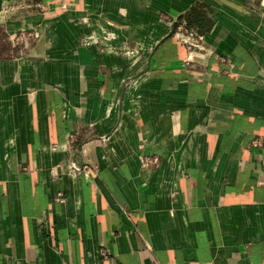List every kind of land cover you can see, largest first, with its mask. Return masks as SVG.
Here are the masks:
<instances>
[{
    "label": "crops",
    "instance_id": "crops-1",
    "mask_svg": "<svg viewBox=\"0 0 264 264\" xmlns=\"http://www.w3.org/2000/svg\"><path fill=\"white\" fill-rule=\"evenodd\" d=\"M0 264H264V0H0Z\"/></svg>",
    "mask_w": 264,
    "mask_h": 264
},
{
    "label": "built area",
    "instance_id": "built-area-1",
    "mask_svg": "<svg viewBox=\"0 0 264 264\" xmlns=\"http://www.w3.org/2000/svg\"><path fill=\"white\" fill-rule=\"evenodd\" d=\"M174 34L176 37L183 42L188 49L200 48L202 45V35L194 28H190L186 25L185 21H177L174 28ZM252 147H260V141H253L251 143ZM68 168L72 173H80L84 166H80L73 160L70 162Z\"/></svg>",
    "mask_w": 264,
    "mask_h": 264
},
{
    "label": "trees",
    "instance_id": "trees-1",
    "mask_svg": "<svg viewBox=\"0 0 264 264\" xmlns=\"http://www.w3.org/2000/svg\"><path fill=\"white\" fill-rule=\"evenodd\" d=\"M193 19L191 18V13H189L188 15H186V17H185L186 25L188 27H190V26L196 24L197 28L199 29L198 31L199 32L202 31L203 30V27H205V24H203L204 18L202 17V15L199 14L198 16L194 17Z\"/></svg>",
    "mask_w": 264,
    "mask_h": 264
},
{
    "label": "water",
    "instance_id": "water-1",
    "mask_svg": "<svg viewBox=\"0 0 264 264\" xmlns=\"http://www.w3.org/2000/svg\"><path fill=\"white\" fill-rule=\"evenodd\" d=\"M177 21H174L173 24H172V31H174V28H175V24H176Z\"/></svg>",
    "mask_w": 264,
    "mask_h": 264
}]
</instances>
